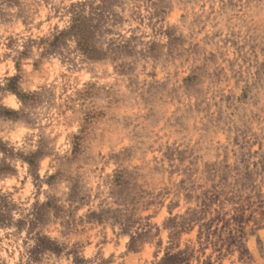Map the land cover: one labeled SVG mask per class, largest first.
I'll use <instances>...</instances> for the list:
<instances>
[{
  "label": "clouds",
  "instance_id": "clouds-1",
  "mask_svg": "<svg viewBox=\"0 0 264 264\" xmlns=\"http://www.w3.org/2000/svg\"><path fill=\"white\" fill-rule=\"evenodd\" d=\"M0 264H264V0H0Z\"/></svg>",
  "mask_w": 264,
  "mask_h": 264
}]
</instances>
